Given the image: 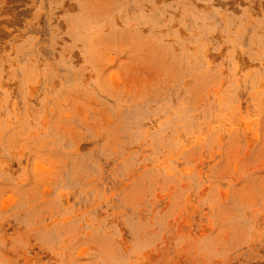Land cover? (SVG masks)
<instances>
[{
  "label": "rangeland",
  "instance_id": "rangeland-1",
  "mask_svg": "<svg viewBox=\"0 0 264 264\" xmlns=\"http://www.w3.org/2000/svg\"><path fill=\"white\" fill-rule=\"evenodd\" d=\"M0 264H264V0H0Z\"/></svg>",
  "mask_w": 264,
  "mask_h": 264
}]
</instances>
